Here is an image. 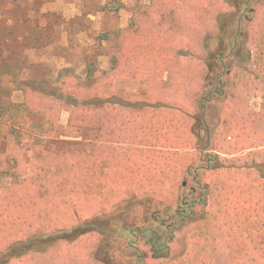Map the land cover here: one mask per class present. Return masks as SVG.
Returning <instances> with one entry per match:
<instances>
[{
  "label": "rangeland",
  "instance_id": "1",
  "mask_svg": "<svg viewBox=\"0 0 264 264\" xmlns=\"http://www.w3.org/2000/svg\"><path fill=\"white\" fill-rule=\"evenodd\" d=\"M244 1L248 2L239 8L231 26L236 29L241 21L247 33L245 48L254 54L245 62V68L252 69L264 85V0ZM233 9L229 0H0V264H104L99 260L98 233L86 232L71 239V229L92 214H109L115 207L136 204L147 197L173 204L172 208L184 200L180 197L174 203L179 185L184 183V137L169 134L160 123L161 118L169 116L184 119V89L180 95L177 92L183 87L182 77L165 92L152 88L148 107L155 108L153 112L158 115L138 121L140 131L125 141L132 147L106 145L110 148L105 150L96 146L93 171L87 170V156L79 155L84 152L80 143L66 148L56 143H50L49 149L46 145L33 146L27 134L35 128L28 127L27 115L22 113L26 126L16 129L8 121L10 115H15L10 107L25 103L29 115L35 112V117H49L53 123L60 114L69 112L81 121L71 130L76 128L74 132L78 133L87 128V132L89 122L101 119L99 115L104 117L98 111L96 114L95 105L83 103L87 97L98 102L97 95H113L112 101L125 105L135 98L112 90V82L120 72L111 76L106 69L109 58H114L112 63L118 64L117 69L126 78L150 72L138 71L141 66L131 63L132 56L145 58L159 48L162 52L184 51V43L189 42V48L203 52L208 63L219 44L218 19ZM238 48L235 43L224 53L238 52ZM138 61L152 64L147 60L134 62ZM223 63L214 68L208 91L218 87L219 75L226 91L234 85L238 71L227 74L230 59ZM28 81H45L48 87L57 89L55 95H73L79 103L69 106L55 96L28 93L20 87ZM62 129V133L73 132ZM24 132L16 139L9 135ZM64 150L77 152L75 156L66 152L62 158L56 157L67 170L62 174L66 181L60 177L57 180L63 184L72 181L70 185L61 189L54 180L40 188L32 187L28 182V153L46 166L50 157ZM72 159H79L76 164L87 171L76 172L79 166L70 163ZM104 159H108L109 168L101 172L100 162ZM198 179L202 182L200 176ZM185 180L191 183L193 179ZM51 182L55 187L50 186ZM89 182L92 187L101 182L104 188L84 194ZM244 182L236 180L229 185V197L223 198L226 202L217 203L222 196L218 201L211 199L203 217L176 232L167 254L147 257L145 264H264V185ZM186 187H182L183 193ZM36 189L52 194L39 202L38 212L36 204L28 203V195ZM72 189L78 195L69 197ZM136 207L131 211L141 216L142 206ZM163 208V204L150 206L152 211ZM26 240L32 247L22 251L16 244ZM126 255L129 253L124 251L117 256L114 264L134 263Z\"/></svg>",
  "mask_w": 264,
  "mask_h": 264
},
{
  "label": "crops",
  "instance_id": "2",
  "mask_svg": "<svg viewBox=\"0 0 264 264\" xmlns=\"http://www.w3.org/2000/svg\"><path fill=\"white\" fill-rule=\"evenodd\" d=\"M189 46V42L184 43V51L176 50L170 52H162L159 48L158 51L145 58L140 55L132 56L129 59L131 63L133 62L134 66H138V64L141 66L137 68L138 71L146 69L147 72H150H140V74L126 76V78L123 72L117 69L118 64L116 63L114 66L112 63L114 58H109L106 62V69L110 71L111 76L116 72H120L116 81L112 82V90L119 95L127 92L128 95L135 98L125 105L124 103L120 104L109 100L113 95L99 96V103L91 104L95 105L93 109L96 114L100 112L104 117L102 118L99 115L101 119L89 122L87 132V128L83 132L78 133L74 132L76 128L71 130V127H74L73 125H80L81 121L77 120L76 117H71L68 111V115L60 114L54 123L49 117H35L33 115H36L35 112L32 111V115H29L31 111H28L26 112L28 124L29 121L32 122L29 128H35L32 132L28 131L29 140L33 146L45 147L46 145L48 149L50 148V143L61 144L62 146L59 147L64 146L65 148L68 146L75 147L79 145L77 143H80V146L84 148V152L79 153V155L87 156V170H92L93 159L97 156L96 148L98 146L103 147L105 150L110 148L106 145H113L116 148L127 147L129 144L125 143V141L131 136H136L134 132L137 134L141 129L138 121L144 116H156L157 113L153 112L156 109L148 107V99L152 88L157 87L162 92H165V89L173 86L174 82L179 77H182L184 79L183 87L176 90L180 95V90L184 89V119L177 120L176 115L174 119L171 118L173 116L168 118L160 117V123H163L161 127L163 130L169 134L172 132L184 137V183L179 185L180 191L176 195L177 201L175 199L174 203H177L180 197L184 199L189 189L195 186L194 180H191L190 183V180L186 181L185 177L194 179L193 173L195 174L199 168L202 183L208 190V204L212 203L211 199L218 201L220 196H222V200L217 203L226 202L224 199L229 197V185L236 180L248 181L250 185L252 182L254 185L260 186L264 182V178L255 165L264 163V85L262 80L259 83L254 77L252 69L245 68V62L253 58L254 54L250 52L248 58H243L244 53L242 52L225 53L219 64L224 65V60L230 59V67L227 70V74L238 71L234 75L236 77L234 85L232 87L229 85L228 91L224 88L221 91L217 87L206 95V93L204 94V89L208 72L207 56L203 52L197 51L196 48L194 50L190 49ZM143 59L152 61V64L150 62H134L135 60L145 61ZM157 73L158 76H156ZM239 73H243V75H239ZM220 80L221 77L217 83L224 84ZM126 86L128 87L126 88ZM171 121L175 123L173 124ZM51 123H53V126ZM180 124H183V126ZM40 127H42V130H48V133L38 131ZM62 128L73 132L71 134L62 133ZM141 131L144 132V129ZM25 133L27 132L20 135L19 133H16L17 135H9L14 136L16 139ZM129 147L132 146L129 145ZM68 151L64 150V152H59L56 156L50 157V163L46 166L39 164L40 161L37 156H32V153H28V157H30L28 167H31V170L28 171V182H30L31 186L40 188L45 183L48 185V182H54V180L57 182L55 184L62 186L61 189L69 186L72 181L63 184L57 180V177H60L61 180L66 181V177L63 175H65L67 170L63 164L58 160L56 161V157L59 156L60 158L61 156L62 158L66 152L69 155H77L75 151ZM205 156H208V158ZM198 159L201 162L200 165H198ZM215 160H218L222 166L214 168L213 163ZM76 161L79 163V159L69 160L72 164H76ZM108 168V159L107 161L105 159L102 160L99 167L101 172H106ZM87 170H84V166L80 165L76 172ZM232 179L234 181H231ZM52 182L50 186L55 187ZM186 182L189 185L187 187ZM86 184L89 186L82 191L84 194L98 193L104 188L101 182H95V187L91 186V182ZM183 186L188 188H184V193L182 191ZM73 190L68 192L69 197L78 195V193H73ZM199 195L200 192L197 188L190 196L197 197ZM51 196L52 194L49 191L45 193L36 189L31 196L28 195V203L36 204L38 212L39 202L42 200L46 201L45 199ZM152 204H163L164 207L169 206L170 209H175L172 208L173 204L167 205L151 199ZM7 209L9 210V207ZM88 215L86 214V216ZM92 215H94L92 217L97 216L96 214Z\"/></svg>",
  "mask_w": 264,
  "mask_h": 264
},
{
  "label": "trees",
  "instance_id": "3",
  "mask_svg": "<svg viewBox=\"0 0 264 264\" xmlns=\"http://www.w3.org/2000/svg\"><path fill=\"white\" fill-rule=\"evenodd\" d=\"M247 2L244 0H229V4L234 7L233 11L224 13L220 19H218L220 24V33L218 34L219 44L217 51L213 52V54L208 58V74L206 76L204 89V94L206 93V95L209 94L207 87L211 84V78L214 76V68L218 66L220 57L224 53L227 46L233 48L236 43L239 46L238 52L244 53L243 58H248L250 56V50L245 48V42H247V33L246 30L244 31V29H242L241 21L240 24L238 21L236 29L231 26L235 19L234 16L238 14L239 8H241L242 5L244 6ZM229 52H233V50H230ZM23 60L25 61V57H23ZM20 87L22 89H26L28 93L55 96L58 101L69 106H76L79 103V98L77 100V98H75L73 95L66 97L63 94L55 95L57 94L55 93L57 89L50 86L48 87L45 81H40L38 83H32L31 81L23 82L20 84ZM99 96L103 95H97L95 98L100 99ZM112 99L113 98H110L109 100ZM92 100V97H87L83 103L91 104L97 102ZM21 106L22 108H20ZM10 109H14L15 115H10L11 117L8 118V121L12 123L16 129H20L23 126L25 127L26 121H23L25 118H23L21 114L28 112L27 104L23 103V105H13L10 107ZM15 118H19L20 121H17ZM31 123L32 122L29 121L28 127L31 125ZM48 123L50 122L48 121ZM51 124L53 126V123ZM40 129H42V127H40ZM41 132L48 133V130L43 129ZM220 166H222V164L218 160H215L213 167L217 168ZM255 167L264 178V163L256 164ZM262 185H264V182L261 184V186ZM131 204L132 203L126 204L120 208L115 207L109 214L102 213L95 217L84 220L80 226L71 229L72 231L74 230L71 239L86 232H97L100 235V242L98 246V251L100 253L99 260L104 264H113L115 258L124 254V251L129 253V255H126L128 259L134 258V263L132 264H143L146 255L149 253L153 257L167 254V250L170 246L169 244L175 237V233L184 225V210L186 208L184 200L180 202L179 206L173 210L170 209L169 206H165L162 210L159 209L157 211H152L150 209V198H145L144 201H139L132 205ZM139 205L142 206L143 211L141 210V216H136L131 210L133 209V206L137 208L136 206ZM48 245L49 243L41 244L42 247H46ZM16 246H18L20 249L23 248L22 251H25L28 250V246L32 247V243L31 241L28 243V240H26L23 242H17ZM144 246H149V248H154V250L150 249L148 251Z\"/></svg>",
  "mask_w": 264,
  "mask_h": 264
},
{
  "label": "flooded vegetation",
  "instance_id": "4",
  "mask_svg": "<svg viewBox=\"0 0 264 264\" xmlns=\"http://www.w3.org/2000/svg\"><path fill=\"white\" fill-rule=\"evenodd\" d=\"M223 55H224V53L221 55L220 60H222ZM219 74L220 73H218V75ZM216 79L217 80L220 79V75L216 76ZM223 86H224V84H222V83L218 84V87L221 89V91H222ZM210 91H212V90H210ZM199 169H197L195 174L193 173L194 174V179H193L194 181L193 182L195 183V186L190 188L186 197H184V204H186V208L184 210V225L178 231H181L183 227H187L189 223L203 217V213L206 210V207L208 205V195H207L208 190L204 187V184L199 181L200 179H198L200 176V173H197ZM197 188H198L201 196L199 195L197 197H193V196L191 197L190 195H192ZM175 236H176V233H175ZM175 238L176 237L173 238L172 242L175 241ZM143 249H144V247H143ZM150 249L154 250V248H149V246H148V251ZM147 257L152 258L153 256L150 254V255H146V258ZM133 259L134 258H130L131 263L134 261ZM144 261H143V264H145ZM113 264H114V261H113Z\"/></svg>",
  "mask_w": 264,
  "mask_h": 264
}]
</instances>
